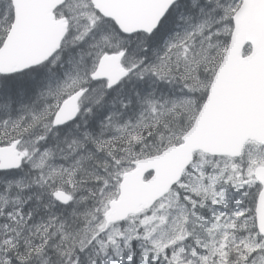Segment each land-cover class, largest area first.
<instances>
[{"label":"snow or ice","instance_id":"1","mask_svg":"<svg viewBox=\"0 0 264 264\" xmlns=\"http://www.w3.org/2000/svg\"><path fill=\"white\" fill-rule=\"evenodd\" d=\"M0 264H264V0H0Z\"/></svg>","mask_w":264,"mask_h":264}]
</instances>
